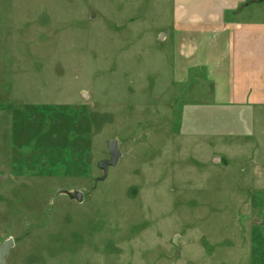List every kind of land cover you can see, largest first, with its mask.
<instances>
[{"label": "rangeland", "instance_id": "1", "mask_svg": "<svg viewBox=\"0 0 264 264\" xmlns=\"http://www.w3.org/2000/svg\"><path fill=\"white\" fill-rule=\"evenodd\" d=\"M172 22L173 0H0L6 264H264V70L254 102L205 65L179 81Z\"/></svg>", "mask_w": 264, "mask_h": 264}, {"label": "crops", "instance_id": "2", "mask_svg": "<svg viewBox=\"0 0 264 264\" xmlns=\"http://www.w3.org/2000/svg\"><path fill=\"white\" fill-rule=\"evenodd\" d=\"M170 41L175 44L179 81L187 71L205 65L210 70L206 79L217 87L244 88L240 93L250 94L248 101L256 100L250 88L260 86L264 70L262 3L173 0ZM236 98L228 101H242Z\"/></svg>", "mask_w": 264, "mask_h": 264}, {"label": "water", "instance_id": "3", "mask_svg": "<svg viewBox=\"0 0 264 264\" xmlns=\"http://www.w3.org/2000/svg\"><path fill=\"white\" fill-rule=\"evenodd\" d=\"M107 146L110 151L111 157L110 159H104L99 162V167L104 170V174L102 177L95 179L96 184H98L100 181H104L107 179L109 168L117 166L119 163L120 157L122 155L120 148H119L118 140L108 141ZM70 197L73 198L72 195ZM76 198L78 199V201H82L84 199V194L82 192H77ZM13 246H14V240L11 237L5 240L3 244L0 246V264H6V260L8 258L9 252L13 248Z\"/></svg>", "mask_w": 264, "mask_h": 264}]
</instances>
